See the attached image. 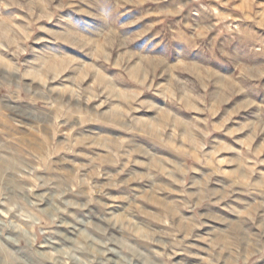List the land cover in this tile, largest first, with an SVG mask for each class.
<instances>
[{
	"label": "rangeland",
	"instance_id": "374dc122",
	"mask_svg": "<svg viewBox=\"0 0 264 264\" xmlns=\"http://www.w3.org/2000/svg\"><path fill=\"white\" fill-rule=\"evenodd\" d=\"M0 264H264V0H0Z\"/></svg>",
	"mask_w": 264,
	"mask_h": 264
}]
</instances>
